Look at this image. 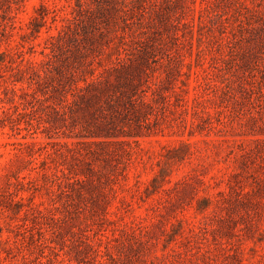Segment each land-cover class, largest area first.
<instances>
[{
    "label": "rangeland",
    "instance_id": "1",
    "mask_svg": "<svg viewBox=\"0 0 264 264\" xmlns=\"http://www.w3.org/2000/svg\"><path fill=\"white\" fill-rule=\"evenodd\" d=\"M48 10L70 18L55 75L92 44L126 68L150 52L149 135L89 147L68 116L11 108L46 70ZM22 136L53 142L52 188ZM0 264H264V0H0Z\"/></svg>",
    "mask_w": 264,
    "mask_h": 264
},
{
    "label": "trees",
    "instance_id": "2",
    "mask_svg": "<svg viewBox=\"0 0 264 264\" xmlns=\"http://www.w3.org/2000/svg\"><path fill=\"white\" fill-rule=\"evenodd\" d=\"M100 10L99 13L107 17L106 9ZM50 13L51 11L48 10L33 21V25H37L36 32L39 33L41 27L48 29L45 45L41 50L43 59L37 64L39 67H45L46 70H43L42 74L38 72L40 80L33 92H25L24 89L22 92H17L15 86L7 89L11 92H6V95L11 94L19 99L12 100L11 108L15 111H19L20 108L27 111L33 102H38L43 114L54 115L55 121H61L68 116L74 126L81 124L84 130L82 135L89 139L86 142L89 147L106 149L108 146L126 145L129 144L127 138L149 135L150 119L146 110L153 109V105L145 98V94L149 91L154 97L162 95L161 88L144 76L143 66L146 64V58L151 55L150 52H143L138 56L137 63L126 68L123 65L129 58L119 57L111 60L110 64L105 63L100 55L96 54L101 51L98 44H92L89 53L82 52L78 48L72 50L70 52L72 56L63 59L64 66L55 68V75L50 68L56 59L54 47L69 27L70 18L56 12L52 16L53 26H48ZM52 27L57 33L50 32ZM97 40L98 38L94 39L92 43H99ZM112 77H116L117 80L113 81ZM48 83L51 84L52 92L45 91ZM9 109L5 110L6 116ZM46 110H51L52 113L48 114ZM22 138L24 140L19 141L18 144L29 156L26 162L39 172L45 180V185L52 188L54 182L61 179L60 175L57 172H47L42 166L47 165V161L52 160L56 155L55 149L48 148L53 142L39 141L35 138L28 141L26 136ZM58 144L66 146L70 151L76 146V143L58 142ZM39 150H43V154L36 156ZM109 151L108 154H113ZM76 181L85 182L78 174ZM32 183L33 181L30 182Z\"/></svg>",
    "mask_w": 264,
    "mask_h": 264
}]
</instances>
